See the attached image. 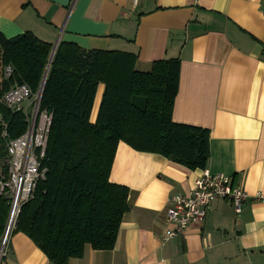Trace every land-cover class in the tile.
<instances>
[{"label":"crops","instance_id":"obj_1","mask_svg":"<svg viewBox=\"0 0 264 264\" xmlns=\"http://www.w3.org/2000/svg\"><path fill=\"white\" fill-rule=\"evenodd\" d=\"M27 31L53 47L65 41L132 53L140 70L179 59L172 119L209 131L204 169L119 142L110 179L129 188V210L115 246L87 245L82 257L67 264H264V201L256 198L264 195V0H74L70 7L0 0V37ZM103 91L100 84L92 121ZM207 170L244 189L242 211L218 199L204 221L164 241L170 199L189 194ZM0 264L51 263L17 232Z\"/></svg>","mask_w":264,"mask_h":264},{"label":"trees","instance_id":"obj_2","mask_svg":"<svg viewBox=\"0 0 264 264\" xmlns=\"http://www.w3.org/2000/svg\"><path fill=\"white\" fill-rule=\"evenodd\" d=\"M52 49L30 31L0 37V161L6 153L3 122L12 138L27 127L24 113L7 108L2 98L14 85L36 92ZM136 61V55L117 50H86L65 41L57 47L41 100V109L53 115L42 160L46 178L22 207L12 232L30 237L51 264L82 257L87 245L95 250L115 246L129 210V188L110 179L119 142L189 169L207 166L209 131L172 119L179 59L154 61L148 70L137 69ZM8 65L13 73L6 78ZM100 84L104 91L92 121ZM8 216L9 205L0 196V239Z\"/></svg>","mask_w":264,"mask_h":264},{"label":"built area","instance_id":"obj_3","mask_svg":"<svg viewBox=\"0 0 264 264\" xmlns=\"http://www.w3.org/2000/svg\"><path fill=\"white\" fill-rule=\"evenodd\" d=\"M137 4L139 0H133ZM13 67L5 68V77H11ZM43 89L33 92L26 84L14 85L2 98V103L13 111L25 115L26 130L18 137L7 134V123L3 122V137L6 140V172L0 176V196L9 205V216L5 231L0 239V261L8 253L13 230L16 228L22 207L29 202L38 184L45 180L47 169L42 166L45 157L52 113L41 109ZM28 101L26 107L22 106ZM32 108L29 111V108ZM248 198L243 188L234 186L231 178L222 174H212L208 170L195 180L192 191L187 195H175L166 210L169 227L163 234L167 241L181 235L192 225L205 220L210 205L218 199L229 200L237 214L242 211ZM264 201V195L258 193Z\"/></svg>","mask_w":264,"mask_h":264},{"label":"water","instance_id":"obj_4","mask_svg":"<svg viewBox=\"0 0 264 264\" xmlns=\"http://www.w3.org/2000/svg\"><path fill=\"white\" fill-rule=\"evenodd\" d=\"M53 2H56V3H59L60 5L64 6V7H70L72 5V3L74 2V0H51ZM57 44L54 45L53 47V50H52V54H51V58H50V62H49V65L47 67V70H46V73H45V76H44V79H43V82L41 84V88L44 89V84H45V81H46V78H47V74L49 72V68H50V64L54 58V55L56 53V49H57Z\"/></svg>","mask_w":264,"mask_h":264},{"label":"rangeland","instance_id":"obj_5","mask_svg":"<svg viewBox=\"0 0 264 264\" xmlns=\"http://www.w3.org/2000/svg\"><path fill=\"white\" fill-rule=\"evenodd\" d=\"M21 104H22V106L26 107L28 105V101L27 100H24ZM31 110H32V108L30 107L29 108V111H31ZM5 147H6V143H5ZM5 155H6V153H5ZM2 167H5L6 168V166H5V156L2 157V161H0V173L1 174H2Z\"/></svg>","mask_w":264,"mask_h":264}]
</instances>
